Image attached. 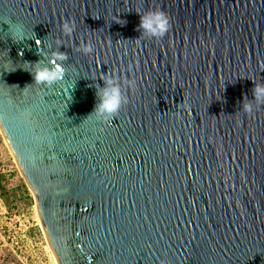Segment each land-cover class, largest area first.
Here are the masks:
<instances>
[{"label":"water","instance_id":"1","mask_svg":"<svg viewBox=\"0 0 264 264\" xmlns=\"http://www.w3.org/2000/svg\"><path fill=\"white\" fill-rule=\"evenodd\" d=\"M158 9L171 31L137 40ZM56 50L65 80L35 85L30 64ZM107 73L136 81L129 104L85 120ZM253 80L264 0H0V129L59 264H264V106L241 111Z\"/></svg>","mask_w":264,"mask_h":264},{"label":"clouds","instance_id":"2","mask_svg":"<svg viewBox=\"0 0 264 264\" xmlns=\"http://www.w3.org/2000/svg\"><path fill=\"white\" fill-rule=\"evenodd\" d=\"M121 26L125 25L127 21L118 19L115 21ZM10 25L9 35L14 42H22L26 39H31L26 36L24 27L19 24H14L8 21ZM171 17L162 9L150 10L141 14L140 24L137 26V31L141 32V36L137 39H155L162 40L172 29ZM62 33L67 37H71L76 30V23L74 20H65L62 24ZM37 45L41 43L40 40L36 41ZM77 51H82L85 55H90L94 51L91 42L87 44L82 43ZM69 56L67 52L56 50L52 52L51 58L39 60L32 66V71H29L33 78L34 84L40 85L48 89H52L60 85L66 77L65 63L68 61ZM103 80V87L99 84L95 85L97 104L93 112L85 119L91 116L101 122H110L117 118L122 109L129 104L128 90L136 87L134 79L120 81L118 77L111 74H105L101 79ZM254 88L252 89L254 99L244 98L242 110L248 115L254 112L261 106H264V83H257L254 81Z\"/></svg>","mask_w":264,"mask_h":264},{"label":"rangeland","instance_id":"3","mask_svg":"<svg viewBox=\"0 0 264 264\" xmlns=\"http://www.w3.org/2000/svg\"><path fill=\"white\" fill-rule=\"evenodd\" d=\"M40 222L34 195L0 129V264H57Z\"/></svg>","mask_w":264,"mask_h":264},{"label":"bare ground","instance_id":"4","mask_svg":"<svg viewBox=\"0 0 264 264\" xmlns=\"http://www.w3.org/2000/svg\"><path fill=\"white\" fill-rule=\"evenodd\" d=\"M33 195L37 196V194H36L35 191H34V194H33ZM40 223H41V229H42V231L44 230V232H46V230H45V228H44V225H43V221H41ZM44 232H43V233H44ZM53 253H54V252H53ZM53 255H54V259H55L56 263L59 264V261H58L56 255H55V253H54Z\"/></svg>","mask_w":264,"mask_h":264},{"label":"trees","instance_id":"5","mask_svg":"<svg viewBox=\"0 0 264 264\" xmlns=\"http://www.w3.org/2000/svg\"><path fill=\"white\" fill-rule=\"evenodd\" d=\"M27 188V187H26Z\"/></svg>","mask_w":264,"mask_h":264}]
</instances>
